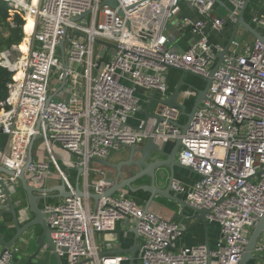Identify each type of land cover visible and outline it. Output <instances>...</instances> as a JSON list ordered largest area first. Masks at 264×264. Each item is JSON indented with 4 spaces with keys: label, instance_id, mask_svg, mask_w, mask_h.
Here are the masks:
<instances>
[{
    "label": "built area",
    "instance_id": "built-area-1",
    "mask_svg": "<svg viewBox=\"0 0 264 264\" xmlns=\"http://www.w3.org/2000/svg\"><path fill=\"white\" fill-rule=\"evenodd\" d=\"M0 1L11 16L34 18L26 51L13 46L0 53V67L11 74L7 97L0 100V135L14 140L23 111L33 110L21 159L0 153V165L15 171L13 177L0 173V206L6 202V185L17 181L31 137L37 135L49 157L30 163L25 172L29 186L40 188L54 171L66 190L74 192L71 167L66 164L67 172L60 167L53 146L76 157L73 169H81V197L42 206L50 238L66 264H129L128 257L103 254L95 242L96 235L126 220L143 240L139 264H239L264 214V42L240 46L234 37L185 131L187 121H180L176 107L156 106L146 122L136 117L143 110L138 90L168 98V67L208 75L224 48L209 41L210 32L236 23L246 0H227L231 12L226 20L213 16L215 0H116L115 9L101 6L104 0ZM180 2L197 16L174 23L175 30H188L196 41L176 53L170 51L165 27L180 13ZM251 24L264 41V6L253 11ZM9 27L16 28L15 22ZM62 40L72 100L68 105L52 99L46 105L64 77ZM133 119L137 124L132 127ZM148 139L181 142L176 162L198 179L191 186L173 180L171 191L183 195L188 206L208 211L207 221L217 224L220 233L214 250L205 244L177 248L180 225L145 211L125 192L103 196L110 187L107 174L93 169L90 161H106L123 147L141 146ZM92 173L98 177L95 183ZM91 193L101 198L94 202ZM254 254L257 264H264V230ZM12 258L10 250L2 251L0 264H11Z\"/></svg>",
    "mask_w": 264,
    "mask_h": 264
},
{
    "label": "water",
    "instance_id": "water-1",
    "mask_svg": "<svg viewBox=\"0 0 264 264\" xmlns=\"http://www.w3.org/2000/svg\"><path fill=\"white\" fill-rule=\"evenodd\" d=\"M217 3L218 0H215ZM251 0H246L244 7L242 8L239 16L236 18L234 32L232 33L230 39L228 40L226 46L221 52L216 56V63L213 68L210 70L206 77H201L194 75L186 70H176L172 67L167 68L166 81H168L169 76L172 71H178L180 73V78L178 83L175 86L173 93L164 100H159L156 98V92L152 93L149 103L146 105L139 114L144 117V122L149 118L154 117V114L150 112V107L152 104H155L159 108L164 106L166 107H176L180 110L182 116L187 118L186 125L183 126V131H185L189 125V122L192 120V117L200 105V103L206 98L208 93L211 79L216 72L217 68L220 66L224 54L227 52L229 44L235 37V32L238 26H242L247 30L255 40L264 42L260 34L249 24L244 21V13L249 5ZM106 5L113 9L116 8V0H104L101 6ZM228 13L231 12L229 8L226 7ZM64 40L59 44V50L61 52V62L63 67V80L60 87L56 92L51 94L47 101L46 105L58 95L59 92L63 90L66 85L65 71L68 69V65L64 59L63 53ZM185 75H191L196 77L204 83L202 89H197L192 86H188L189 92L195 94L194 102L192 109L189 114L186 113V107L178 102L180 89L186 86L184 81ZM39 127L37 124L35 130ZM41 140L39 136L33 135L30 139V142L27 147L26 160L23 167L19 170L17 175V181L10 184L11 189H6V202L5 205L0 206V219L4 215H10L13 221V227L15 230L14 236L9 242L3 241V233L0 232V248H3V251L10 250L16 242H23L25 236L29 234V237L34 238V244L36 250L34 254L30 257L29 263L38 257L46 248L48 251L56 258L58 264L61 263V259L56 252L55 245L53 244L50 238V231L46 224L42 208L40 207V202L44 200L51 199H66L70 197H81L82 192L79 189L78 183L74 192L67 191L64 184L61 182L57 186L46 188L45 184L40 188H33L28 185L25 172L33 161L32 157V148L35 141ZM181 146L180 141H176L170 151L166 150V144H158L153 139H148L147 142L141 146H129L123 147L119 154L122 157V160L117 161L116 163H111L108 160L99 161L91 160V163H98L107 170L106 182L110 184V187L104 192V197L115 196L118 193H128L131 195L140 194L147 196V200L144 202V209L148 211L150 204L153 199L156 197H161L178 203L182 207V213L178 216L179 219L185 220L184 230L182 235H185L190 228L202 223L204 227L207 224V214L206 210H198L188 206L184 201L179 198L174 197L171 194V184L174 180L175 169L184 167L180 166L176 162V154ZM0 173H3L7 176L13 177L15 175L14 170H9L0 165ZM81 173V169L78 170V176ZM159 183L165 184L160 186ZM11 196H18L17 201L13 202ZM90 198L96 202L101 196L91 193ZM25 206V207H24ZM20 209V213H17V210ZM25 216L23 222H20L21 215ZM23 219V218H22ZM124 226L128 228L126 233H130L134 236V243L131 248L120 250L118 254H129L130 262L129 264H136L134 262V257L136 252L140 249L137 244V239L139 237L136 226L133 228L129 225L128 220L124 221ZM33 229V230H32ZM38 230V234L35 237L34 230ZM264 230V214L259 220L258 224L254 226L252 233L248 239V244L245 248V252L239 262V264H249L254 261V250L258 240L261 237V234ZM118 240L120 239V230L115 232ZM30 239V240H31ZM26 241L25 243H27ZM65 251V250H64ZM117 254V253H115Z\"/></svg>",
    "mask_w": 264,
    "mask_h": 264
},
{
    "label": "crops",
    "instance_id": "crops-1",
    "mask_svg": "<svg viewBox=\"0 0 264 264\" xmlns=\"http://www.w3.org/2000/svg\"><path fill=\"white\" fill-rule=\"evenodd\" d=\"M262 6H264V0H251V2L249 3V5H248V7L244 13V21L247 24H249L250 26H252L251 15H252L253 11L260 10L262 8ZM226 7L230 9V5L228 4L227 0H218V2L215 3V6H214L213 16L215 18L226 20L227 15L229 14L226 10ZM179 9H180V13L175 18V24L183 18H194L197 16L196 11L183 2L179 3ZM169 23L170 22L166 23L165 31H166ZM174 25H173V29L170 32V39H171L170 48L171 49L174 48L176 53H182L194 45L196 38H194L189 33L188 30L183 32V33L178 34L175 30L176 28ZM252 27L254 28V26H252ZM234 28H235V23L227 22L221 32H219V33H213V32L211 33L210 32L209 41L212 44H219V45L225 47L228 40L230 39L232 33L234 32ZM237 36H241V37H244V36L250 37L251 36L252 41H250L249 43H252L255 40L254 37L247 30H245L242 26L237 27L236 32H235V37H237ZM172 37H173V39H172ZM172 76H173V74L171 72L169 79H168V94H169V96L173 93L175 86L179 81L180 73L178 72L176 79L173 82V84L169 85L170 80L172 79L171 78ZM137 95L140 97V99L142 101L143 109H145L146 105L150 101L152 94H147L141 90H138ZM156 98L161 100V97L159 95H156ZM153 106L156 107L155 104H152V106L150 107V112H153V111H151V108ZM31 116H32L31 110L25 109L23 111V114L20 118L19 125H18L19 130L21 132L18 136H16L14 138V140L12 138H8L5 135H0V153L1 154L3 153L5 155V157L9 156V157H12V159H15L17 161L19 159H21L20 152L22 151L23 145L26 141V132L25 131L28 129ZM136 119H143L144 120V117L142 115L138 114ZM129 123H130V126H132V127L136 126V124H137L135 119L131 120ZM173 145H174V143L171 144L170 148H168L169 150H167V151H170V149L173 147ZM119 160H122V157L119 154V152L113 153L108 158V161L111 163H116ZM40 162H46V161H40ZM91 167L93 169H96V171L104 170L107 174V170L98 163H92ZM178 169H182V168H178ZM182 170L189 171L187 169H182ZM175 171H176V169H175ZM189 172L196 176L195 179H198V176L196 174H194L191 171H189ZM76 174H77V177L75 178V182L72 185L74 186V188H76V184L78 183L79 189L81 191H83V186H82V184L80 185V183H79L80 179H81V178H79L80 175L78 176V172H76ZM91 177L93 180L92 183H95L98 180V177L96 174L92 173ZM174 180L180 181L185 186H191L193 184V180L191 178L184 177L183 175L181 176L179 173L175 174V172H174ZM60 183H61V180L59 179L58 175L56 173L51 172V174L48 176L47 180L45 181V187L51 188V187L57 186ZM159 185L164 186L165 184L159 183ZM6 187H7V190L11 189V186H9V185H6ZM171 194L174 197L179 198L182 201H184L183 195L176 194L174 192H171ZM126 196L129 197L130 199L134 200L137 204H139L141 206H144V202L147 200V196H143V195H140L137 197V196H133L131 194L126 193ZM17 197L18 196H11V200L13 202H16ZM48 201L54 202V204H51V205H58L59 203H61L63 201V199H51V200L41 201L40 204H42V205H40V207L42 208L44 203L50 204V203H48ZM148 211L155 213V214L163 217L164 219L174 221L175 223L180 225L184 230L185 220H181L178 218V216H180V214L182 213V207L178 203L171 201V200H168V199L161 198V197H156L155 199H153L152 203L150 204ZM17 213L18 214L20 213V209L17 210ZM24 217L25 216L22 214L20 217L21 218L20 222H23ZM208 225H210V224H208V221H207L206 227H204L202 225V223H198L197 225L190 228L186 234L190 233L193 235H197V237H194V236L190 237L187 241V240H185L186 234L182 235L177 240L176 247L182 248V247H190V246L205 244L210 249L214 250L216 248L217 240L220 237L219 227L217 224H215L218 227L217 234H215L214 232L209 233L210 229L208 228ZM194 229H199V230H197L196 231L197 233H195ZM119 230L122 233L120 234V239L118 240L115 232L119 231ZM127 231H128V228L126 226H124L123 222H120V223L116 224L115 229L113 231H108V232H104V233L96 235L95 236V242L98 245V247H100L102 253L105 255H122L124 257L130 258L129 254H118V252H120V250H122V249L125 250V249L131 248L133 243H134V236L130 233H126ZM0 232L3 233V235H4V237H3L4 242H9L11 240V238L14 236L15 230L13 227L12 217L10 215H4L0 219ZM34 234L36 237V235L38 234L37 229L34 230ZM24 238H25V240L23 242H21V241L16 242V244H14V246L10 249V251L13 254L11 264H58L56 258L48 251L47 248L38 257H36L34 260H32L31 263H29L30 257L34 254V252L36 250V246L34 244L35 239L34 238H32L31 240L28 239L29 234L26 235ZM26 241H28V242L25 243ZM142 243H143L142 238L138 237L137 244L140 247V249L142 247ZM140 249L136 252L135 257H134V262L136 264H139L138 258H139V254H140ZM2 251H3V248H0V253ZM115 253H117V254H115ZM60 259H61L62 264H66V260L64 258H60ZM250 263L251 264H257V262L255 260L250 262Z\"/></svg>",
    "mask_w": 264,
    "mask_h": 264
},
{
    "label": "rangeland",
    "instance_id": "rangeland-1",
    "mask_svg": "<svg viewBox=\"0 0 264 264\" xmlns=\"http://www.w3.org/2000/svg\"><path fill=\"white\" fill-rule=\"evenodd\" d=\"M9 14V13H8ZM9 18L6 21L7 23H9L10 21L15 22L16 17L15 16H11L9 14ZM1 18V17H0ZM19 19H21L23 21V24L19 26H17V28H15L14 31L11 32V30L8 29V31H2L0 32V53L3 52L4 50H7L13 46H20V49L25 52L26 51V41L30 35V32H28V30H25V26H26V16H24V19H22L21 17H19ZM0 21H3V19H0ZM175 23V19H172L165 31V35L167 37L170 36V32L173 29V25ZM21 26V27H20ZM31 31V30H30ZM235 41L239 43L240 46L249 43L250 41H252V37H241V36H237L235 38ZM171 52H176L174 50V48H170ZM111 54H114V51L111 50ZM173 76L171 77L172 79L170 80L169 85H172L173 82L176 79V76L178 74V71H172ZM56 77V74H54V72H52V77L51 80H53V78ZM184 81L186 82V86L182 87L180 89V95H179V99L178 102L182 105H184L186 107V113L189 114L190 110L192 109V104L194 102V97L195 94L193 92H189L188 90V86H192L194 88L197 89H202L204 87V83L202 81H200L199 79H197L196 77H193L191 75H185ZM71 92H70V84L68 83L67 85H65V87L63 88V90L61 92L58 93V95L56 97L53 98L54 101H59V102H64L68 105H70L72 97H71ZM166 96H169V94L167 93ZM155 106H153L151 108V111H154ZM33 112V110H31V113ZM181 122H186L187 118L185 116H182L180 119ZM171 142L166 143V150H169L168 148H170L171 146ZM51 152L53 154V157L57 160L58 164L60 165V167L67 172V168L65 167L66 164H68L71 169L69 170V181L74 184L75 182V178L77 177L76 171H74L73 169V165L75 163L78 162V159L74 156L68 155L67 153H64L62 150H60L59 148L53 146L51 148ZM32 157L34 161H47L49 154L47 153L46 150V146L44 145V143L41 140L35 141L33 148H32ZM52 173H55L54 171H51ZM179 173L181 176L183 175L184 177H189L193 180V183L197 180L195 179V175H193L192 173H190L189 171H184L182 169H176L175 174ZM90 181L93 182L92 177L90 178ZM80 185L82 184V181L80 179ZM48 203L50 204H54L53 201H48ZM42 205V204H40ZM208 229L209 233L214 232L215 234H217L218 231V227L217 225H215V223H209L208 222ZM33 230V229H32ZM199 229H194V232L197 233L196 231ZM197 237V235H193V234H186L185 235V240L188 241V239L190 237ZM13 250V249H12ZM255 256L257 254H254ZM254 258H259L258 256L254 257ZM251 264V263H250Z\"/></svg>",
    "mask_w": 264,
    "mask_h": 264
},
{
    "label": "trees",
    "instance_id": "trees-1",
    "mask_svg": "<svg viewBox=\"0 0 264 264\" xmlns=\"http://www.w3.org/2000/svg\"><path fill=\"white\" fill-rule=\"evenodd\" d=\"M8 13H9L8 12V6L6 5V3L0 1V17H1L0 19H3V21H0V32L8 31V29L11 30V32L15 30V28L11 29L9 27V23L6 22L8 20V18L10 17ZM15 17H16L15 24H16V28H17V26H19V24L20 25L23 24V21L21 19H19L18 16H15ZM27 29L28 28L26 25L25 30L27 31ZM10 81H11V74L0 67V100H4L7 97V88L6 87ZM192 106H193V104H192Z\"/></svg>",
    "mask_w": 264,
    "mask_h": 264
},
{
    "label": "bare ground",
    "instance_id": "bare-ground-1",
    "mask_svg": "<svg viewBox=\"0 0 264 264\" xmlns=\"http://www.w3.org/2000/svg\"><path fill=\"white\" fill-rule=\"evenodd\" d=\"M32 2H33V4L35 5L36 3H37V0H32ZM26 25H27V30H28V32H30V34H31V32H32V30H33V28H34V18L33 17H31V16H27L26 17ZM31 30V31H30ZM32 115H33V112H32ZM32 117V116H31Z\"/></svg>",
    "mask_w": 264,
    "mask_h": 264
},
{
    "label": "flooded vegetation",
    "instance_id": "flooded-vegetation-1",
    "mask_svg": "<svg viewBox=\"0 0 264 264\" xmlns=\"http://www.w3.org/2000/svg\"><path fill=\"white\" fill-rule=\"evenodd\" d=\"M133 196H137V197H138V196H140V194H135V195H133Z\"/></svg>",
    "mask_w": 264,
    "mask_h": 264
}]
</instances>
